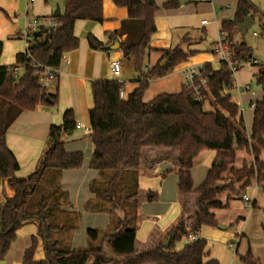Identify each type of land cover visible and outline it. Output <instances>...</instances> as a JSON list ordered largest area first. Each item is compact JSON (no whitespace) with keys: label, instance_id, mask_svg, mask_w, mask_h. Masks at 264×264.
<instances>
[{"label":"trees","instance_id":"1","mask_svg":"<svg viewBox=\"0 0 264 264\" xmlns=\"http://www.w3.org/2000/svg\"><path fill=\"white\" fill-rule=\"evenodd\" d=\"M63 1V13L57 18L51 17L58 27L44 36L43 29L31 34L26 51L16 54L13 64L0 66V184L5 182L13 192L0 206V261L15 241L16 231L23 224L36 220L37 231L23 253L22 264H218L215 259L205 260L209 256L207 243L198 237L203 226H217L212 211L228 207L227 202H219L218 197L228 192L239 195L252 181L264 191V161L260 159L264 153V64L257 66L253 75L263 97L253 111L249 135L237 106L229 94H224L232 88V76L225 65H220L218 70H213L210 64L203 65L195 79V83L206 79L201 88V101L189 98L190 90L182 85L178 92L161 93L143 102L142 92L150 81L169 74L194 52L175 47L164 52V64L143 71L145 53L149 51L150 38L155 33V14L160 9L178 8V2L169 0L158 6L154 0H112L116 6L125 7L128 16L117 31L106 34V45L113 38L124 36L119 44L121 54L131 60L133 69L141 76L138 87L126 99L121 98L122 84L117 81L90 83L93 106L88 111V138L94 149L89 168L97 172L98 178L88 183L93 198L85 202L84 209L108 215V223L103 228L86 229L85 246L71 249L69 236L78 228L80 213L63 209L70 204L67 193L60 189L59 180L62 171L79 169L83 160L81 152L68 153L63 148V137L71 136L75 130L72 110L63 112L59 125L49 127L36 168L26 177L15 176L19 166L5 143L8 128L22 113L40 105L57 104L56 90L53 94L46 93L41 79L45 70H57L63 56L77 48L74 23L77 20L103 21L101 0ZM229 1L235 2V12L231 19L220 22L219 32L229 46L232 60L248 62L251 49L243 42H233L238 32L236 25L247 16L252 19L258 16L264 32V12H259L249 0ZM87 42L92 50L103 48V43L91 35ZM2 49L0 41V55ZM18 69L23 70V74L13 82L14 71ZM208 101L213 107L211 112L203 109ZM146 149L177 150L176 191L182 213L158 243L138 251L135 248V219L140 196L137 180L143 172L142 162L147 161L143 155ZM206 150L215 152V162L204 181L193 189L191 170L194 160ZM242 151L250 153L251 161L235 170L236 154ZM217 162L220 163L218 167ZM225 172L233 176L234 182L221 186ZM234 183L241 186L236 190ZM191 193L196 197L186 213L183 212L187 206L185 198ZM156 197L152 191L146 194L150 203L155 202ZM184 214L191 217L186 218ZM116 215L122 220L119 221ZM185 218L189 220L188 228ZM173 231L175 237L167 248H163L162 243ZM61 233L68 235L57 237ZM188 235L195 239L176 247ZM38 240L44 249L42 260L34 259ZM240 260L243 264H261L250 251Z\"/></svg>","mask_w":264,"mask_h":264},{"label":"crops","instance_id":"2","mask_svg":"<svg viewBox=\"0 0 264 264\" xmlns=\"http://www.w3.org/2000/svg\"><path fill=\"white\" fill-rule=\"evenodd\" d=\"M36 1L37 0H34V2L29 3L28 0H0V41L3 43V49L0 55V66L13 64L16 54L24 53L26 51L28 42L30 40L29 36L31 34H26L25 28L30 18L49 19L53 17V13L56 11V9L59 10V15L63 13V0H41L42 6L38 8L39 11H37L32 6V4ZM154 1L158 6H161L169 0ZM209 2L211 3L210 14L212 16L214 11L213 2H219L217 4H219L221 10H223V14L221 15L224 17L216 21L217 34L219 35L220 22L233 17L236 4L234 1L229 0H209ZM206 3V0H187V4L181 5L178 3L179 7L174 10L165 11L160 9L155 14V33L150 38L149 51H146L145 53L143 60V71L161 63L164 52L175 47H179L183 50L193 51L194 55L189 57L185 63L174 68V70L169 74L159 79L150 81L142 92L141 99L143 102H148L156 95L161 93L178 92L183 85L182 70L187 66L198 67L204 64H210L213 70L220 69V64L213 55V48L217 40H207L206 37L205 26L208 24V21L203 17L197 23V29L200 28L201 31L199 35H190L189 30L187 29V24L185 23V19H187L185 16L193 11H205L207 14L209 11ZM101 14L103 18L101 23H95L88 20H77L74 23L73 35L78 40V46L75 50L66 53L63 56L59 68L54 70L57 76L56 81L49 82L45 86L46 93L48 94H53L56 90L57 104L55 106L40 105L33 111L24 112L8 128L5 135V143L8 149L14 155L19 166V170L15 173V176L26 177L35 170L37 161L44 150L49 127L51 125H59L61 123L62 114L67 109L72 110L75 119V126L79 125V128L75 127V130L71 136L63 137V148L68 153L80 152L71 149L69 143L77 141L80 137H83L84 128H89L88 111L93 106V99L90 91L91 82L96 80H112L121 83L122 99H126L128 95L138 87V82L141 75L139 72L133 69L131 60L123 58L119 48L113 51L106 50V48L112 44L114 39L117 40L119 44L124 39V36L116 37L111 40L110 44L106 45L108 42L106 34L112 33L119 29L121 23L127 19V9L125 7L116 6L112 0H101ZM202 21H206V23L203 25L201 24ZM181 32L184 33L182 37ZM89 35L103 43L102 50H92L89 48L87 42V37ZM234 40L235 39L233 38V42H235ZM207 44H210L211 46L207 48ZM115 61L120 63V72L118 76H113L110 69L111 62ZM14 74L15 77L12 78V81L16 82V78L20 79V76H22L23 70L18 69L14 71ZM238 80L240 82H244L241 80V78H238ZM228 94L230 95L231 101L236 104V98L232 97L234 95L232 91H230ZM260 97L262 98L263 94L257 92L256 98L258 99ZM252 98L253 97L251 96H246L242 99L249 100ZM203 109L206 112L213 111L209 101L205 102ZM251 112L253 118V111ZM243 120L245 123V118H243ZM247 131L248 130L246 129V133ZM67 145H69V149H67ZM93 149L94 148L92 145L91 154ZM238 153L236 154L235 161L238 162V165H241L244 160L247 161L248 156H243V152ZM200 154L196 157L194 163H196V161L202 157ZM263 154L264 153H261L260 159ZM237 155H239L238 160ZM166 164H168L167 161L153 162V165L150 167V175L143 171L137 180L139 191L146 189L150 190L151 184L154 183L160 185L159 189L156 190L160 195L158 197H161V195L166 190V180L170 176L166 173L168 170ZM210 168L211 167L206 170V173L210 170ZM73 175L76 177L78 176L77 178L80 176L81 180L84 182V186L74 187L76 184L75 181H72V179L68 178L69 176ZM96 178H98L96 171H94V173L90 172L89 174L85 173L84 175L80 174L79 170H67L62 171L60 174V189L67 193L68 202L70 204L69 207L63 209L66 211H76L80 213L78 228L77 230L71 232V236H69L68 243L71 249L85 246V230L88 228H93L89 227V221L93 222L95 219L103 217V225L101 228L105 227L108 223V215L103 213H93L84 209L85 202L93 198V194H91L88 190V183L90 180ZM204 178L202 182L204 181ZM157 185L153 186L156 187ZM174 185L176 188V184ZM261 192L264 194V191L261 190ZM12 195L13 192L8 188L6 183H1L0 206L4 204L6 198H10ZM221 198L222 196L218 197V200L224 204L223 200H220ZM228 198L229 197H227L226 202ZM249 199L251 200V204H254V206L251 207L252 211L256 208H262V206L259 205L258 200L262 199L261 196L257 195L255 197L253 195V197H249ZM158 200H160V198ZM147 202L142 206V209H144V207L147 208L145 211H142L146 212V216L143 215V220L139 225L141 228L140 232L138 233L136 231L135 245L136 243L140 246H144L145 244L155 245L158 243L160 241L159 239L162 237V234L166 235L171 230L172 226L182 213L180 204H177V206H175V208L171 211L167 210V213L164 216V211H155L153 207L154 205H152L150 202ZM141 205L139 206L140 208ZM164 208L165 206L161 210ZM213 214L218 222L219 220L221 221L224 219L223 215L220 219H217L216 213L214 212ZM186 226L188 228L189 223L186 224ZM37 227L38 222L36 220L23 224L16 231L15 241L10 245L3 261L0 262H3V264H22L23 253L31 245V238L35 236ZM67 235L68 234L66 233H61L58 234L57 237L59 236L60 238H66ZM243 236L244 234L241 233L235 252H237L238 246ZM76 237L82 243L80 241L76 243ZM198 237L202 238L200 237V234H198ZM204 240L207 243V240ZM208 253L210 255L209 250ZM43 258V245L41 240H38L34 253V259L42 260ZM208 258L217 260V258H213L212 256Z\"/></svg>","mask_w":264,"mask_h":264},{"label":"rangeland","instance_id":"3","mask_svg":"<svg viewBox=\"0 0 264 264\" xmlns=\"http://www.w3.org/2000/svg\"><path fill=\"white\" fill-rule=\"evenodd\" d=\"M203 1V0H202ZM206 6L208 7V13L206 14L205 11H198V12H191L187 14L185 17V23L187 24V29L189 30L190 35H199L201 33L200 28L197 29V23L201 18H205L208 21V24L205 26L206 29V37L207 40H217L218 34L216 29V21L218 19L220 20L222 17H224L219 4V2L214 3L213 2V16L210 14L211 12V3L209 0H206ZM259 12H264V0H249ZM33 8H35L37 11L40 6H42L41 0H37L35 3L32 4ZM192 6V5H191ZM254 23L245 31V32H237L234 36L235 42H243L246 46H248L251 49V61L256 60L259 64H264V32L261 30V24L260 19L258 16H254L253 19ZM184 33L181 32V37ZM211 45L207 44V48H209ZM257 68L253 67L250 72L248 73H237L236 79L241 78L244 82L239 83H249L251 88L255 91H258L263 94L260 87L254 88L255 86V80L253 77V74L256 73ZM21 77V76H20ZM19 80V78H16V82ZM249 97V96H248ZM252 99H256L255 101L259 102L262 98H256L255 96ZM245 101V100H244ZM212 107V106H211ZM213 108V107H212ZM245 118V127L250 132L251 126H252V112L251 110H248L244 114ZM84 136L80 137L77 141H73L69 143L71 146V149L80 151L83 156L82 164L79 169L80 174L85 173H94L92 169L89 168V159L92 151V144L90 139L88 138V132L83 130ZM247 131L246 134H249ZM66 137V136H65ZM69 145H67V149H69ZM243 152V156H248L247 161L244 160L243 163H249L251 161V155L250 153H247L245 151ZM239 154V153H238ZM143 155L147 161H143L141 164L142 171H144L146 174L150 175L151 170L150 167L153 165V162L156 161H167V174L170 176L167 178V186L165 192L161 195H159V192L156 189H159L160 185L157 184H151L150 190H141L140 196L137 200L138 203V209H137V215L135 219V224L137 225V232H140V223L143 220V215L146 216L145 208L142 209L143 204L147 202L146 200V194L147 192H155L157 197L156 201L151 203L154 205L155 211H164V216L167 213V210H172L179 205V195L176 192L175 185L176 184V177H177V165H175L176 157H177V150H164V149H146L143 152ZM200 159L196 161V163L193 164V168L191 171L192 179H193V189H196L199 187V185L202 183L203 178L205 177L206 170L213 165L215 162V152L206 150L203 151V153L200 154ZM208 156V157H205ZM237 160L239 159V155H237ZM214 158V161H213ZM208 160V161H207ZM261 160L264 161V154L261 156ZM236 162V163H235ZM234 162L233 168L236 170L240 168L241 165H238L237 161ZM83 172V173H81ZM150 173V174H149ZM73 174V173H70ZM75 174V173H74ZM78 177V176H77ZM76 176H69L68 178L72 179V181H75L74 187L77 186H84V182L81 180V177L77 178ZM74 179V180H73ZM234 182L233 176L230 175L229 172H225L223 174V179L220 181L221 186H225L228 184H231ZM157 183V182H156ZM153 185H157L154 187ZM86 186V185H85ZM234 188L237 190L241 184H235ZM246 195L248 197H253V195L256 197L261 196L262 199L259 200V205L262 206L261 209L256 208L255 210H251L250 207L244 208L243 204L241 202V198L243 195ZM222 198L220 200H223L224 204L226 203L227 197V203L228 207L221 210H213V213H216V218L220 219L221 216H224L223 220H219L218 224L225 227V229H218L217 226L215 227H208L204 226L201 228L199 234L200 237L207 240L208 247L207 249L210 252V255L208 257L217 258V261L219 264H243L240 260V257L244 256L248 251L251 252V254L254 257L259 258L262 264H264V194L261 192L260 187L255 183V181L251 182V185L244 190L239 195H232L231 192L220 194L219 197ZM195 193H191L186 196V202L187 206L186 209L183 212H188L191 205L195 201ZM160 198V200H158ZM148 203V202H147ZM142 204V205H141ZM158 204V206H157ZM167 204V205H166ZM141 205V208L139 207ZM165 208L161 210L163 207ZM147 207V205H146ZM171 208V209H169ZM151 211V210H148ZM252 211V213H251ZM142 214V215H141ZM184 216H190L184 214ZM103 217H100L99 219H95L93 222L89 221V227H101L103 225ZM185 218V223L188 224L189 220ZM92 223V224H91ZM102 223V224H101ZM223 223V224H222ZM217 224V225H218ZM241 233L244 234V236L241 239V242L238 246L237 252H235V247H237V242L239 240V236ZM165 234H162V237L159 239L161 240ZM85 238V236H84ZM80 240L75 239V242L78 243ZM139 241V239H138ZM81 242V241H80ZM186 242V239L183 241H180L176 244V247H180L184 245ZM82 243V242H81ZM229 245L231 246L229 248ZM136 249L138 251L146 250L154 245L151 244H145L144 246H140L136 243ZM206 259H209V258Z\"/></svg>","mask_w":264,"mask_h":264},{"label":"built area","instance_id":"4","mask_svg":"<svg viewBox=\"0 0 264 264\" xmlns=\"http://www.w3.org/2000/svg\"><path fill=\"white\" fill-rule=\"evenodd\" d=\"M29 3L34 2V0H28ZM206 21H202L201 24H205ZM58 27V23L55 21V19L49 18V19H41V18H30L26 25V34L30 35L33 33L38 32L39 30L43 29L45 33L43 34H49L51 31H54ZM213 55L216 58L217 62L220 65H225L226 69L231 73L232 76V88L228 91H224V94H228L230 91L234 94L232 97L236 98V106L238 108V114L244 118V114L247 110L254 111L257 101L254 99L249 100H243V97L251 96L256 97V94L258 91H255L251 88L249 83H242L240 84L238 80L236 79L237 73H248L251 71L253 67L257 68V66L261 65L256 60L248 61V62H237L233 61L231 58V54L229 51L228 44L223 40V34L219 32L218 39L215 42L214 48H213ZM110 69L113 74V76H118L120 72V63L115 61L111 62ZM203 69L202 66L198 67H192L187 66L182 70L183 75V85L190 90V93L188 94V97L196 100L201 101L202 99V92L201 88L205 85L206 79H200L198 83H195V79L199 77L200 71ZM56 75L54 70H45L44 77L41 79L42 85L46 86L47 83L54 81V76ZM254 75V74H253ZM259 86L256 85L254 88H258ZM76 128H79V125L75 126ZM86 132H90V128H84ZM248 135V134H247ZM264 187V183L262 184ZM261 189V188H260ZM241 202L243 204L244 208H251V200L248 196L243 195L241 198ZM195 237L193 235H188L187 237V243L193 241ZM231 246L229 245V248ZM236 250V247H235Z\"/></svg>","mask_w":264,"mask_h":264},{"label":"water","instance_id":"5","mask_svg":"<svg viewBox=\"0 0 264 264\" xmlns=\"http://www.w3.org/2000/svg\"><path fill=\"white\" fill-rule=\"evenodd\" d=\"M178 1V3L179 4H181V5H185V4H187V0H177ZM59 16V10L58 9H56V11L53 13V17L54 18H57ZM254 23V21H253V19L251 18V17H249V16H247V17H245L244 18V20L241 22V23H239V24H237L236 25V28H237V30L239 31V32H245L252 24ZM119 48V43L117 42V40H113V42H112V44L110 45V46H108L107 48H106V50L107 51H113V50H117ZM165 63V61H161V63H160V65H162V64H164ZM46 101L48 102V103H50L47 99H46ZM216 166L218 167V166H220V163L219 162H217V164H216ZM117 216V219L119 220V221H121L122 220V218H120L118 215H116ZM217 227L218 228H220V229H225V227L224 226H222V225H217ZM175 232L173 231V232H171L170 234H169V236L164 240V242L162 243V247L163 248H167V246H168V244L170 243V241H171V239L172 238H174L175 237ZM0 264H3V262H0Z\"/></svg>","mask_w":264,"mask_h":264}]
</instances>
